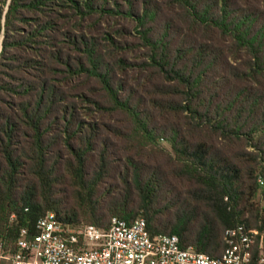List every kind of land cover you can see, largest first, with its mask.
<instances>
[{
  "label": "trees",
  "instance_id": "1",
  "mask_svg": "<svg viewBox=\"0 0 264 264\" xmlns=\"http://www.w3.org/2000/svg\"><path fill=\"white\" fill-rule=\"evenodd\" d=\"M46 213L211 258L239 229L254 261L264 0H0V238Z\"/></svg>",
  "mask_w": 264,
  "mask_h": 264
},
{
  "label": "built area",
  "instance_id": "2",
  "mask_svg": "<svg viewBox=\"0 0 264 264\" xmlns=\"http://www.w3.org/2000/svg\"><path fill=\"white\" fill-rule=\"evenodd\" d=\"M229 239L219 257L181 248L175 236H150L144 221L111 217L106 229L68 226L46 213L34 233L21 229L11 243L0 238V264H264V251L251 261L250 239L227 230Z\"/></svg>",
  "mask_w": 264,
  "mask_h": 264
},
{
  "label": "rangeland",
  "instance_id": "3",
  "mask_svg": "<svg viewBox=\"0 0 264 264\" xmlns=\"http://www.w3.org/2000/svg\"><path fill=\"white\" fill-rule=\"evenodd\" d=\"M64 199L69 202L71 201V195L67 192L65 195H64Z\"/></svg>",
  "mask_w": 264,
  "mask_h": 264
}]
</instances>
